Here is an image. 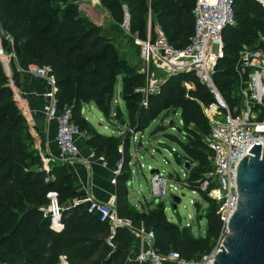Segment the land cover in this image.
Segmentation results:
<instances>
[{"label":"trees","instance_id":"1","mask_svg":"<svg viewBox=\"0 0 264 264\" xmlns=\"http://www.w3.org/2000/svg\"><path fill=\"white\" fill-rule=\"evenodd\" d=\"M53 1L0 0V20L15 38L16 55L52 67L57 80L58 102L69 104L80 129L81 125L88 124L83 114L84 104L96 99L101 106L113 93L120 75L130 125L138 132L142 133L163 112H180L187 128V141L173 134L167 137L176 141L198 163L194 170L186 171L192 176L193 187L212 204L205 213L208 221L205 236L195 235L189 228L168 220L162 206L139 210L131 203L129 141L123 143L122 137L110 135L100 137V146L91 145L100 158L120 170L116 179L117 215L152 229L154 247L161 253L175 251L185 260L203 257L215 246L222 229L218 206L200 189L201 181L206 178L203 173L206 160L201 149L205 148L210 154L205 138L211 129L201 103L212 102V95L193 73H180L168 77L144 105L140 89L146 82L140 70L136 71L125 61L110 62V40L99 32L98 25L88 16L77 14L76 10L72 15L70 10L78 9L74 2L65 0L62 9L53 5ZM194 3L195 0H101L119 23L124 6L131 29L143 31L151 12L152 25L158 24L169 41L179 48L185 47L193 34ZM235 12L237 26L224 34L227 58L216 70V82L228 98L236 84L233 63L237 53L242 45L256 47L260 35H264V10L256 0H237ZM238 13L243 16L239 28ZM227 33H232L230 42H226ZM14 82L19 85L15 79ZM185 83L191 87L187 88ZM60 103V108H64ZM18 107L0 64V260L9 264H58L59 256L66 255L70 264H146L130 257L136 242L126 226L112 231L110 224L89 212L85 204L73 205L79 193L73 186L67 164L44 165L30 127ZM121 144L122 152L119 151ZM51 191L58 193L62 206L64 227L60 230L51 228L50 218L42 210L50 202L47 195Z\"/></svg>","mask_w":264,"mask_h":264},{"label":"built area","instance_id":"2","mask_svg":"<svg viewBox=\"0 0 264 264\" xmlns=\"http://www.w3.org/2000/svg\"><path fill=\"white\" fill-rule=\"evenodd\" d=\"M101 3V0H96ZM264 10V0H256ZM237 0H195L192 9L193 34L189 43L182 48L173 45L164 30L158 25H152L151 12L148 14L147 36L140 42V57L145 66L159 68L168 77L172 74L193 73L207 87L213 97L209 104L201 107L208 118L211 129L205 138L210 152L213 170L201 181L200 189L218 206L222 229L212 250L201 258L185 260L178 252L161 253L154 247L155 233L144 223H134L121 219L117 215L116 197L107 202H99L91 198L79 200L87 210L96 213L102 222L110 224L112 231L118 226H126L135 237L138 251L135 259L146 264H213V260L221 252L225 237L229 234L230 216L236 211L239 194L236 186V170L240 160L250 155L248 150L260 144L264 147V35H260L257 46H245L237 53L233 72L236 84L232 86L228 98L216 82V70L220 63L226 60L224 34L226 30L237 26L235 12ZM121 26L130 31L127 13ZM7 44H4V40ZM17 58L13 42L9 36L0 37V64L6 70L10 87L14 85V77L7 73L12 61ZM26 72L43 80L49 87L43 94L46 103L43 111L46 119L56 126V144L58 155L54 157L59 163L70 164L80 153L77 138L82 135L80 127L74 122L71 107L60 108L57 99V80L50 65L30 62ZM15 87V86H14ZM12 90H15L12 88ZM152 90V94L157 90ZM142 94V90L140 89ZM148 98H142L141 103L147 105ZM21 103V112L30 129L34 117L30 108ZM31 131V130H30ZM35 148L41 156L44 155L40 144L35 142ZM119 151L122 152L120 146ZM104 160L103 158H101ZM47 162L51 158L46 159ZM119 169L111 182L116 184ZM158 179L160 182H157ZM164 181L158 175L152 179L153 192ZM48 206L43 208L44 215L50 218L51 228L60 230L64 227L62 206L58 193H48ZM191 228L192 224L185 226ZM0 264H9L0 260ZM58 264H70L66 255H60Z\"/></svg>","mask_w":264,"mask_h":264},{"label":"rangeland","instance_id":"3","mask_svg":"<svg viewBox=\"0 0 264 264\" xmlns=\"http://www.w3.org/2000/svg\"><path fill=\"white\" fill-rule=\"evenodd\" d=\"M53 5H57L58 8L60 7L63 9L65 0H54ZM241 8L242 7H240V9ZM75 10L77 14H83L82 11L77 8L70 10V13L74 15ZM126 13L128 12L123 6L121 24L125 22ZM252 13L251 11L250 14ZM88 18L94 25H97L93 18L90 16ZM242 19L243 16L238 13V28L240 27ZM98 30L102 34L104 29L98 26ZM147 31L148 23L146 22L143 31L137 28H130V31H127L121 26L120 34L116 33L112 35V37H106L110 40L108 51L110 62H118L121 60L127 62L136 71L143 69L144 63L140 57V42L146 38ZM232 33H227L226 42H230L229 36ZM9 40L13 42L15 47L16 41L13 35H9ZM5 42L8 41L5 39L4 44ZM244 46L242 45L241 49L244 48ZM17 58L19 57L17 56ZM31 61H35V59L31 58ZM145 69V72L140 71V73L144 75L146 82V85L141 88V101L142 98L146 99L149 97L148 99H150V95L152 94L151 89L158 91L168 79V75L159 68L150 67L148 69L145 66ZM4 71L6 72L5 69ZM7 73L11 74L10 66L7 69ZM184 85L187 86V88L191 87L188 83ZM11 86L15 89L12 90L15 100L18 101V103L21 102V94L18 85L14 82V85ZM60 105L62 107H69V104L66 102H62ZM21 106V103H19V110H21ZM84 109L86 110L84 116L88 124L86 126L81 125L82 136L91 140V144L94 147L101 145V136H118L120 134L119 137H122L123 143L129 141L130 152L128 159L132 178L128 188L131 203L139 210L155 209L156 205L162 206L168 220L180 226L191 223L192 227H189V229L195 235L200 234L205 236L208 222L205 213L212 204L205 200L203 195L193 187L195 185L192 183V176H190L182 166L175 163L172 152L158 146L159 142L168 143L173 147L174 151L191 161V170L197 167V161H194L192 157L188 156L176 141L167 137V134H173L180 140L187 141L185 137L187 128L184 125L180 112L176 114L172 111H168L167 113L163 112L142 133L138 132L136 127L130 125V115L127 110L122 75L118 76L113 93L102 101L101 106H98L97 100L93 99L84 104ZM106 111L108 112L106 113ZM98 112L101 113L100 116H98ZM122 121L125 123L122 124ZM161 121L162 123H160ZM158 125L159 127L152 132ZM35 135L37 137L36 139L34 137L35 142L39 144V135H37V133ZM202 137L204 138V135H202ZM120 146L122 147V144ZM201 153L206 160V171L203 173L209 175L212 170L210 154L205 148L201 149ZM46 159H43L46 167L50 164H59L55 159H51L49 162H47ZM152 171L154 173H151ZM157 175L163 178L164 181L160 183L156 191L153 192L151 183L152 179ZM156 181L160 182L158 179H156ZM192 190L196 192L192 193Z\"/></svg>","mask_w":264,"mask_h":264},{"label":"crops","instance_id":"4","mask_svg":"<svg viewBox=\"0 0 264 264\" xmlns=\"http://www.w3.org/2000/svg\"><path fill=\"white\" fill-rule=\"evenodd\" d=\"M70 1L76 4L83 15L90 16L99 27L104 29L102 31L103 36L108 38L116 33L120 34L121 23L117 22L110 11L100 2L96 0ZM30 62L32 61L29 57L16 58L12 61L10 70L14 79L19 84L20 101L26 104L33 114L34 123L30 130L35 139L37 138L35 134L39 135L40 146L43 147L42 144H44L42 149L44 155L42 157L43 159H54L58 155L55 140L56 126L46 119L43 111V106L46 103L43 94L48 91L49 87L43 80H39L26 72V67ZM100 115L101 113L98 112V116ZM90 142L88 138L80 135L77 138V145L80 150L79 156L74 162L67 164V168L72 175L73 186L79 193V197L72 201L73 205L85 198L107 202L112 197H116V184L111 182L115 176L116 169L96 154V150ZM137 251L138 247L135 244L130 252V257L133 258Z\"/></svg>","mask_w":264,"mask_h":264},{"label":"water","instance_id":"5","mask_svg":"<svg viewBox=\"0 0 264 264\" xmlns=\"http://www.w3.org/2000/svg\"><path fill=\"white\" fill-rule=\"evenodd\" d=\"M127 17L129 21L128 13ZM8 36L0 20V37L4 39ZM158 146L172 152L177 165L190 170L191 162L174 151L172 146L165 142H159ZM248 151L250 155L243 156L236 170L238 206L230 216L229 234L213 264H264V147L256 144Z\"/></svg>","mask_w":264,"mask_h":264},{"label":"bare ground","instance_id":"6","mask_svg":"<svg viewBox=\"0 0 264 264\" xmlns=\"http://www.w3.org/2000/svg\"><path fill=\"white\" fill-rule=\"evenodd\" d=\"M196 191L192 190V193H195Z\"/></svg>","mask_w":264,"mask_h":264}]
</instances>
